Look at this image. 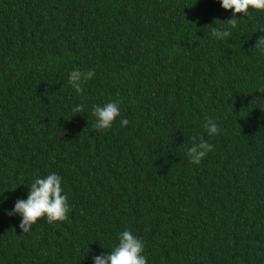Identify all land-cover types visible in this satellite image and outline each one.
Segmentation results:
<instances>
[{
  "label": "trees",
  "instance_id": "1",
  "mask_svg": "<svg viewBox=\"0 0 264 264\" xmlns=\"http://www.w3.org/2000/svg\"><path fill=\"white\" fill-rule=\"evenodd\" d=\"M249 11L221 41L218 0H0V264H92L125 229L148 264H264V12ZM77 68L95 71L82 95ZM110 100L130 123L96 131ZM193 137L214 145L199 166ZM52 172L68 219L22 233L6 212Z\"/></svg>",
  "mask_w": 264,
  "mask_h": 264
},
{
  "label": "clouds",
  "instance_id": "2",
  "mask_svg": "<svg viewBox=\"0 0 264 264\" xmlns=\"http://www.w3.org/2000/svg\"><path fill=\"white\" fill-rule=\"evenodd\" d=\"M224 10H232V18L228 21L230 28L214 27L212 36L217 40L230 38L231 30L238 27L237 14L249 15V10L264 12V0H218ZM258 52L264 54V35L260 36L255 44ZM95 76L94 70L81 71L79 68L70 72L68 83L76 94L82 95L84 85ZM264 93V88L258 89ZM84 105H76L73 108L75 113H83ZM95 119L93 125L96 131L106 132L111 130L114 122L119 118L120 127H127L129 120L121 117L120 102L110 100L101 105H94L91 111ZM208 136L219 134L220 128L217 121L208 118L203 125ZM193 143L189 147L187 155L189 163L199 166L204 158L214 151V145L203 139ZM3 201H0L2 204ZM71 207L68 202V195L64 190L62 177L55 173L46 176H36L31 183L26 199L18 198L11 210L6 214L10 217H19V228L22 233L32 232V226L40 219L48 224H56L68 219ZM118 242L108 252H101L91 257L92 264H148V257L145 255V243L142 238L134 235L132 230L125 229L118 234Z\"/></svg>",
  "mask_w": 264,
  "mask_h": 264
}]
</instances>
